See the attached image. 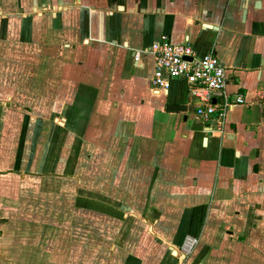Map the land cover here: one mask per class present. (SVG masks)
I'll use <instances>...</instances> for the list:
<instances>
[{
  "label": "crops",
  "instance_id": "obj_1",
  "mask_svg": "<svg viewBox=\"0 0 264 264\" xmlns=\"http://www.w3.org/2000/svg\"><path fill=\"white\" fill-rule=\"evenodd\" d=\"M163 36L245 98L223 132L185 80L152 89ZM194 238L184 264H264V0H0V264H182Z\"/></svg>",
  "mask_w": 264,
  "mask_h": 264
},
{
  "label": "built area",
  "instance_id": "obj_2",
  "mask_svg": "<svg viewBox=\"0 0 264 264\" xmlns=\"http://www.w3.org/2000/svg\"><path fill=\"white\" fill-rule=\"evenodd\" d=\"M156 69L152 79V89L160 94L168 91L171 81L182 79L188 83L190 95L198 101L197 117L205 122L215 119L214 124L223 132L229 110L237 104H246L239 96L234 101L225 99L223 104L215 100L222 96L227 87L228 74L225 67L213 52L199 55L191 43L175 44L167 36L154 46ZM137 56L136 60L139 61ZM197 238L190 239L183 252L191 254L199 245Z\"/></svg>",
  "mask_w": 264,
  "mask_h": 264
},
{
  "label": "water",
  "instance_id": "obj_3",
  "mask_svg": "<svg viewBox=\"0 0 264 264\" xmlns=\"http://www.w3.org/2000/svg\"><path fill=\"white\" fill-rule=\"evenodd\" d=\"M115 9H117V8H115ZM167 111L187 114L188 108L186 106L169 105L167 107ZM185 120L187 121V116H185ZM212 130H213V128H208L207 132H211ZM173 250H174V252L177 251L181 255V262H182V264H184L185 259L187 257L186 254L181 252L178 248H173Z\"/></svg>",
  "mask_w": 264,
  "mask_h": 264
}]
</instances>
